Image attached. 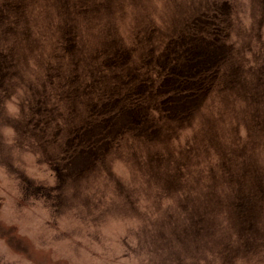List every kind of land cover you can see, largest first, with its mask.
<instances>
[{
	"label": "rangeland",
	"instance_id": "1",
	"mask_svg": "<svg viewBox=\"0 0 264 264\" xmlns=\"http://www.w3.org/2000/svg\"><path fill=\"white\" fill-rule=\"evenodd\" d=\"M0 264H264V0H0Z\"/></svg>",
	"mask_w": 264,
	"mask_h": 264
},
{
	"label": "trees",
	"instance_id": "2",
	"mask_svg": "<svg viewBox=\"0 0 264 264\" xmlns=\"http://www.w3.org/2000/svg\"><path fill=\"white\" fill-rule=\"evenodd\" d=\"M166 80H168L167 79V77L165 76L163 79H162V81H166ZM92 118V117H91ZM104 119H112V121H113V126H115V124L117 123V117L116 116H111V117H108V116H104V117H101V118H97L96 120H94L96 123H97V125L99 126L100 125V127H102L101 125H102V123H104ZM89 126L88 125H84V126H82V131L84 132L85 131V129H87ZM95 142H96V140L95 139H91L86 145H87V147H89V146H94L95 145ZM85 145V146H86Z\"/></svg>",
	"mask_w": 264,
	"mask_h": 264
}]
</instances>
